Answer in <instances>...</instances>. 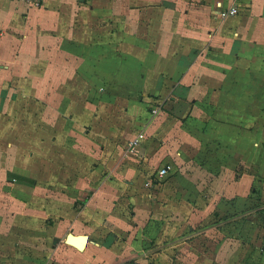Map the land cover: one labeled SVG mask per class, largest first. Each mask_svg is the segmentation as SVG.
I'll return each mask as SVG.
<instances>
[{"label":"crops","instance_id":"0c3cea01","mask_svg":"<svg viewBox=\"0 0 264 264\" xmlns=\"http://www.w3.org/2000/svg\"><path fill=\"white\" fill-rule=\"evenodd\" d=\"M234 1L0 0V264H264V0Z\"/></svg>","mask_w":264,"mask_h":264},{"label":"built area","instance_id":"2783aa9c","mask_svg":"<svg viewBox=\"0 0 264 264\" xmlns=\"http://www.w3.org/2000/svg\"><path fill=\"white\" fill-rule=\"evenodd\" d=\"M11 1H15V2H21V3H25L27 5H35V6H41L42 4H44L45 0H11ZM218 15L221 18H225L231 15H235L239 12L240 8L238 5V0H235L234 3L227 7L224 8L223 4L221 2L218 3ZM159 109L160 107H152L151 112L152 115H157L159 113ZM146 138V134L145 132L141 131L139 132L133 139L130 140L129 142V149L132 151H135V149H137L141 143L144 141V139ZM171 169L170 165H164L161 168L158 169L157 171V176L159 178L165 177L166 175L169 174Z\"/></svg>","mask_w":264,"mask_h":264},{"label":"rangeland","instance_id":"374dc122","mask_svg":"<svg viewBox=\"0 0 264 264\" xmlns=\"http://www.w3.org/2000/svg\"><path fill=\"white\" fill-rule=\"evenodd\" d=\"M152 107H158V108L160 107V109H159L160 111L159 112H161V113L159 115H161L162 113H165V114L168 113V110L167 109L164 110L162 108L161 104L153 105V106H151V109H152ZM2 119H3L2 116H0V120H2ZM2 122L3 121H0V125H1V127H4V124ZM0 173H1V170H0ZM3 175H5V168H4ZM154 175L155 176L157 175V171L155 172ZM12 181L13 180L9 178V179H6V183H5V180H3V179L0 178V195H2L4 193H7V194H10L11 195L13 193L21 192V190L19 189V187L17 185L12 184ZM258 201L259 202H254L253 208L255 207V209H257V208H259L261 206V204H264V202H262L261 200H258ZM127 210H129V207H127ZM3 220L6 221V217H3V219L0 217V222L3 221Z\"/></svg>","mask_w":264,"mask_h":264},{"label":"water","instance_id":"95a60500","mask_svg":"<svg viewBox=\"0 0 264 264\" xmlns=\"http://www.w3.org/2000/svg\"><path fill=\"white\" fill-rule=\"evenodd\" d=\"M89 236L87 234L75 235L69 232L67 235V242L75 245L78 249L83 250L86 246ZM57 239H55L56 241Z\"/></svg>","mask_w":264,"mask_h":264},{"label":"bare ground","instance_id":"6f19581e","mask_svg":"<svg viewBox=\"0 0 264 264\" xmlns=\"http://www.w3.org/2000/svg\"><path fill=\"white\" fill-rule=\"evenodd\" d=\"M59 242V241H58Z\"/></svg>","mask_w":264,"mask_h":264}]
</instances>
